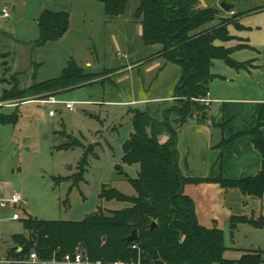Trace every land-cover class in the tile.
I'll use <instances>...</instances> for the list:
<instances>
[{
  "label": "rangeland",
  "instance_id": "1",
  "mask_svg": "<svg viewBox=\"0 0 264 264\" xmlns=\"http://www.w3.org/2000/svg\"><path fill=\"white\" fill-rule=\"evenodd\" d=\"M223 1L235 5L234 14L219 7ZM201 3L203 7L219 9L220 17L235 21L229 31L236 39L217 42V45L233 48L240 43L254 46L262 42L264 0H204ZM138 4L139 0L129 1L120 20L123 23L119 25V21L108 22L103 4L98 0H0V16L4 9L10 14L8 19H0V117L7 119L6 122L0 119V193L4 197L21 195L27 203L25 212L33 218L80 222L99 209L118 211L129 207L127 202L103 199L102 192L115 189L126 196L136 195L130 179L138 177L139 166L123 161V145L133 132L132 111H147L163 121L168 109L180 106L175 97L173 102L152 100L174 96L180 74L177 67L165 68L162 60L164 73L160 74V69L145 74L136 61L132 63L136 68L124 71L129 56L124 57L125 50L117 49L116 42H121L124 35L133 32L136 35V26L130 20ZM45 10L70 13L69 29L58 41L37 48L39 19ZM217 23L216 20L210 26ZM127 43L130 42L126 41V50ZM149 53L150 50H144L141 53L144 57L138 60L152 58ZM253 57L261 58L249 48L232 54L240 63ZM70 62L87 73H100L104 82L58 95V100L63 102L59 105L2 98L3 91L14 90L16 84L18 90H23L58 78ZM220 65H223L221 61L214 62L213 74H220ZM157 77L163 81L160 83ZM142 98L149 101L130 103ZM65 103H73L74 110H68ZM201 110L202 106L197 107L192 117L184 116L181 122L175 114H170L168 123L177 134L178 161L182 159V152L184 156H192L193 150L199 157L198 165L207 166L206 178H209L218 175L219 168L214 164L211 173L208 165L215 150L199 132L200 121L208 118V115L202 117L198 112ZM51 111L55 116H50ZM227 144L223 141L219 147L225 148ZM84 159L87 165L81 170L80 162ZM185 194L194 199L201 225L223 231L227 247L225 259L237 264L247 250L264 252V227L235 222L237 217L252 216L251 206L245 205L240 194H227L225 189L211 183L187 184ZM12 214L13 211L0 210V264H9L5 256L14 247L13 236L28 233L22 221L11 220ZM254 219L262 220L258 216Z\"/></svg>",
  "mask_w": 264,
  "mask_h": 264
},
{
  "label": "trees",
  "instance_id": "2",
  "mask_svg": "<svg viewBox=\"0 0 264 264\" xmlns=\"http://www.w3.org/2000/svg\"><path fill=\"white\" fill-rule=\"evenodd\" d=\"M98 1L103 4L108 22L116 23L123 19L130 0ZM202 1L139 0L132 14L131 21L142 26L144 45L159 49L153 56L162 58L166 66L179 69L174 97L180 101V106L168 109L163 121L147 111H132L133 132L123 145V161L139 166L138 177L130 179L136 195L126 196L115 189L102 192L103 199L127 202L129 207L118 211L99 209L80 222L41 220L24 212L22 222L28 233L13 236L14 247L6 254L8 259H24L35 252L52 264L54 258L61 259L65 254L80 251L94 261L105 263L139 260L142 264H232L224 258L227 247L223 231L216 227L208 229L199 223L196 203L185 194V186L211 183L226 192L240 190L247 198H263L264 166L257 176L244 180H228L220 169L218 175L209 178L185 175L177 158V134L168 123V115L175 114L181 122L184 116L192 117L199 106L203 110L198 112L206 118L208 108L204 100L210 82L217 77L212 73L215 61L237 70L253 67L250 62L240 63L232 58L235 50L251 48L250 45L239 44L233 48L217 45V42L236 39L229 31L235 21L220 17V10L214 6L203 7ZM216 20L217 25L210 26ZM69 24L70 13L45 10L39 19L40 38L35 47L58 41L68 31ZM100 82H104L100 73H87L70 62L58 78L23 90H18L16 84L14 90L3 91L2 98L43 101ZM263 126L264 113L248 134L264 158ZM163 135L169 138L161 141ZM235 140L236 136L224 140L228 144L221 147L223 153L232 148ZM86 165V159L82 160L81 170ZM118 170L121 174V168ZM77 177L81 179V174ZM235 222L257 228L264 226L263 220L246 216L237 217ZM153 223L156 227L151 229ZM134 230L138 239L129 243L127 238ZM236 263L264 264V252L245 251Z\"/></svg>",
  "mask_w": 264,
  "mask_h": 264
},
{
  "label": "crops",
  "instance_id": "3",
  "mask_svg": "<svg viewBox=\"0 0 264 264\" xmlns=\"http://www.w3.org/2000/svg\"><path fill=\"white\" fill-rule=\"evenodd\" d=\"M231 13L234 14L235 10ZM122 23L120 22L118 24L121 25ZM130 24L136 26V35L134 32V34L130 33L128 35H124L121 42L119 41L118 43V40L116 42L117 49L122 48L125 50L124 57H126V59L128 55L125 47L126 41L134 44L137 48L136 54L129 56V59H127L126 65L128 67L124 71L136 68L137 65L135 67L132 63L137 61L139 64L138 67L142 68L145 74H150L155 70L157 72L160 69L161 71H159V73H164L166 70H164V63L161 65L163 59L153 56V54L158 52L159 49L149 48L144 45L142 39V26L140 23H133L130 20ZM250 46L251 48L249 49H253L255 52H258L261 58L259 59V57H253L252 60L248 61V63L250 62L253 67L250 70L244 71H236V69L231 66L227 69V66L229 65L222 62L223 65H220V74L215 73L214 75L217 77L209 84V93L207 97L208 102H205L208 108L207 121H200L201 128H199V132L201 136L205 135L207 141L209 140V147L212 150H215L214 157L212 156L210 158L208 164L210 166L211 173L214 172L215 164V168L217 169L218 167L223 177L228 180H244L255 177L261 172L264 166V158L255 148L252 136L248 134L255 128L264 113V36L262 42L254 43V46ZM144 50H150L151 53H149V55L154 58H150L145 61L141 60L144 57L141 56V53H143ZM140 57L142 58L138 60ZM88 66H91V64L88 63ZM165 68H168V66ZM128 76L129 74L127 73V79H129ZM156 80L160 83L163 81L162 77H157ZM172 97L174 98V96H167L166 98H154L152 100H168L173 102ZM147 101L149 100L142 98L130 103L144 104ZM211 110L213 111L212 115H210ZM219 123H223L224 126H219ZM183 126L184 124H182L179 129ZM219 129L221 131H219ZM262 133L264 135V126L262 127ZM232 136H236V140L232 148L228 152L223 153L222 149L219 147L220 144L224 140L230 139ZM166 140L167 137L163 136L162 141ZM191 151L193 154L192 156H184L185 154L182 152V159L179 161L182 172H184L185 175L191 174L194 177L206 178L208 175L207 173H209L207 170L205 171L207 166L203 167L202 165L201 167L203 168H201L198 165L199 157L197 154L195 155L193 150ZM185 166H188V170H186ZM226 193L240 194L245 205H250L252 208L251 218L258 216L264 221V197L258 199L247 198L240 190H231Z\"/></svg>",
  "mask_w": 264,
  "mask_h": 264
},
{
  "label": "built area",
  "instance_id": "4",
  "mask_svg": "<svg viewBox=\"0 0 264 264\" xmlns=\"http://www.w3.org/2000/svg\"><path fill=\"white\" fill-rule=\"evenodd\" d=\"M10 17V14L8 13L7 9H4L0 19H8ZM208 97V96H207ZM44 104H51V105H58L63 102L58 100L56 96L49 97L46 100L41 101ZM204 102H208L207 99L204 100ZM1 105V103H0ZM65 106L68 110L73 111L74 110V104L73 103H65ZM50 116H55V112L51 111ZM27 208V203L24 201L21 195L15 194L11 197H4L0 193V210H9L13 211L11 220L12 221H22L24 218V212ZM20 210V211H19ZM18 211V212H17ZM135 248V247H134ZM9 264H49L50 262L43 261L39 255L35 252H32L29 256H27L24 259H8L5 258ZM52 264H142L139 260H117L110 263H105L103 261H94L89 258L88 255H86L83 252L77 251L75 253H68L62 256L61 259L54 258L51 261Z\"/></svg>",
  "mask_w": 264,
  "mask_h": 264
},
{
  "label": "water",
  "instance_id": "5",
  "mask_svg": "<svg viewBox=\"0 0 264 264\" xmlns=\"http://www.w3.org/2000/svg\"><path fill=\"white\" fill-rule=\"evenodd\" d=\"M219 7H220L224 12H226V13H231V12H233L234 9H235V5L230 4V3H228L227 1H223V2H221ZM14 10H15V9H13V11H14ZM136 52H137V48L134 46V44H132V43H127V54H128V56H132V55H134ZM185 168H186V170H188V166H185ZM155 227H156V223H153L152 226H151V229H154ZM137 239H138V234H137V231L134 230V231L132 232V234L127 238V241H128L129 243H131V242H135V241H137ZM17 250H19V249L17 248Z\"/></svg>",
  "mask_w": 264,
  "mask_h": 264
}]
</instances>
